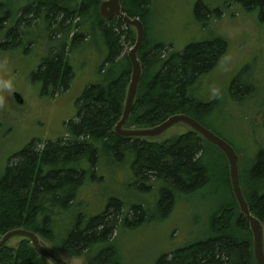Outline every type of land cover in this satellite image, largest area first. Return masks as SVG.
I'll list each match as a JSON object with an SVG mask.
<instances>
[{
  "label": "trees",
  "instance_id": "obj_1",
  "mask_svg": "<svg viewBox=\"0 0 264 264\" xmlns=\"http://www.w3.org/2000/svg\"><path fill=\"white\" fill-rule=\"evenodd\" d=\"M103 1L28 0L11 26L7 24L11 21L10 12L0 4L2 49H11L5 48L8 39L18 49L31 22L33 36H38L41 26L44 30L48 56L32 75L41 84L43 97L69 89L72 68L67 54L79 46L80 39H85L87 34L81 29L88 31L90 39L96 40L98 36L107 52L100 68L101 80L85 88L77 100L74 119L65 124L64 135L39 144L32 141L11 157L0 177V235L2 238L11 230L24 229L72 255L98 245L101 249L92 264H119L111 239L113 233L118 227L135 228L144 218L139 211L141 206L126 208L116 198H110L95 216L82 211L83 204L78 200L81 188L89 182L104 181L98 177L99 164H128L131 186L140 191L151 187L160 193L156 204L161 216L167 215L179 196L189 197L207 186L208 174L199 137L194 133L161 145L115 135L131 74L125 47H133L135 40L121 20L105 21L100 17ZM233 1L248 11L257 10L260 21H264V0ZM152 2L120 0L121 11L129 18L139 19L145 29ZM207 13L206 7L197 2L193 10L195 19L203 22L201 17ZM145 44L138 53L142 76L130 115L132 125L149 129L172 116L187 115L205 126L201 119L208 110L206 104L195 99L193 85L213 69L224 53V42H195L181 53L167 56H161L164 46L145 48ZM241 77L247 76L240 73L230 86L235 100L251 91V87L241 84ZM246 185L248 192L244 196L249 211L264 224L263 150L247 172ZM228 204L226 200L224 205ZM130 217L131 224L127 221ZM230 217L211 219L201 240L159 257L154 264H251V244L247 238L237 240L232 234ZM237 225L249 230L241 215ZM21 243L17 250L0 249V264H49L32 250L27 240Z\"/></svg>",
  "mask_w": 264,
  "mask_h": 264
},
{
  "label": "rangeland",
  "instance_id": "obj_2",
  "mask_svg": "<svg viewBox=\"0 0 264 264\" xmlns=\"http://www.w3.org/2000/svg\"><path fill=\"white\" fill-rule=\"evenodd\" d=\"M27 2L0 0V4L10 12L8 26L18 20L20 9ZM197 2H201L209 12L201 17L203 22H198L193 14ZM152 3L144 29L145 48L162 45L161 56H167L181 53L187 45L195 42L217 39L224 42V53L210 73L195 82L193 94L197 102L206 104L208 110L201 119L206 127L201 125L225 141L237 158L238 180L245 199L244 194L248 192L247 172L258 152L264 151V21H260L257 10L248 11L233 0H153ZM31 27L27 29V35L23 36L18 49L9 39L5 48L11 49L0 47V177L11 157L30 142L44 143L64 135L65 124L74 119L77 100L85 88L101 80L100 68L107 54L98 36L96 40L90 39L88 31L81 29L82 33L87 34L85 39H80L79 46L67 54L72 68L69 89L53 97H43L41 84L32 75L48 56L49 45L42 26L37 37L33 36ZM130 30L135 40L136 32ZM2 36L0 33V43L4 38ZM131 48L126 46L125 52L128 54ZM242 72L247 77L240 78L241 84L251 87V91L235 100L230 86ZM137 114L139 111L135 116ZM131 118L124 128L141 129L132 125ZM191 133L196 134L184 124H176L159 137L140 140L161 145ZM197 136L203 149L207 186L189 197L179 196L166 216H161L157 208L156 202L160 196L157 190L149 187L140 191L130 185L128 164H99L98 177H103L104 181L89 182L81 188L78 200L83 204L82 211L88 216L99 214L110 198L118 199L126 208L141 206L139 211L144 222L135 228L118 227L111 238L119 264H154L159 257L201 240L206 236L211 219H224L229 215L232 216V234L237 240L247 238L252 249L250 230L245 231L237 225V217L241 214L232 194L228 162L217 148ZM38 144L37 148H40ZM226 200L228 206L224 205ZM131 220L132 217L128 218V223ZM260 224L264 249V224ZM38 239L64 264H92L101 249L98 245L90 246L81 254L72 255L40 237ZM22 240L12 238L6 248L17 250ZM251 264H254L253 254Z\"/></svg>",
  "mask_w": 264,
  "mask_h": 264
},
{
  "label": "water",
  "instance_id": "obj_3",
  "mask_svg": "<svg viewBox=\"0 0 264 264\" xmlns=\"http://www.w3.org/2000/svg\"><path fill=\"white\" fill-rule=\"evenodd\" d=\"M99 15L105 21L117 18L122 21L125 27L134 29L136 32V39L134 45L127 54L131 66V75L126 91L122 116L119 122L114 127L115 135L124 139H153L159 137L169 128L176 124H184L197 135H199L202 139L217 148L224 155L228 162L232 194L239 208L240 214L244 217L245 221L249 225V230L252 235V254L254 264H264V249L261 224L257 219H255L251 215L249 211L248 204L246 203L243 197L238 180L237 158L231 147L225 141H223L211 131L199 124L197 121L186 115L172 116L160 125L149 129H124L131 115V111L134 107L135 98L142 76V68L137 55L144 44V26L139 19L129 18L122 13L120 0L103 1L99 6ZM15 96L17 97V95ZM17 100H19L18 97ZM19 102L21 103V101ZM12 238H20L27 240L30 243L32 250L36 252L39 256L47 260L50 264H64L63 261L56 254H54L53 252H51L40 244L38 237L34 233L24 229H14L2 236V238L0 239V249L6 247L8 241Z\"/></svg>",
  "mask_w": 264,
  "mask_h": 264
},
{
  "label": "bare ground",
  "instance_id": "obj_4",
  "mask_svg": "<svg viewBox=\"0 0 264 264\" xmlns=\"http://www.w3.org/2000/svg\"><path fill=\"white\" fill-rule=\"evenodd\" d=\"M131 67V66H130ZM125 129V128H124ZM134 130V129H133ZM136 130V129H135ZM196 135V134H195ZM123 139V138H122ZM137 140V139H136ZM148 140V139H147ZM125 216V215H124ZM242 216V215H241ZM245 220V219H244ZM45 260V259H44ZM46 261V260H45Z\"/></svg>",
  "mask_w": 264,
  "mask_h": 264
}]
</instances>
